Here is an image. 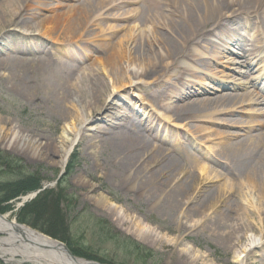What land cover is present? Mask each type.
Masks as SVG:
<instances>
[{
  "label": "bare ground",
  "instance_id": "bare-ground-1",
  "mask_svg": "<svg viewBox=\"0 0 264 264\" xmlns=\"http://www.w3.org/2000/svg\"><path fill=\"white\" fill-rule=\"evenodd\" d=\"M51 1L0 0V32L16 23H23L31 29L35 27L38 31L43 29L49 38H52V31L67 32L69 36L65 42L70 45L65 43L67 46L63 44V47L72 62L88 59L90 49L94 48L102 55L82 68L73 67V63L46 54L43 58L18 59L35 60L28 62V66H17L14 60L4 61L1 58L0 72L10 69V81L14 87L34 99L40 93H29L27 85L33 76L47 74L63 78L66 76L61 73V67L73 71L71 79L65 78L61 85L57 81H50L38 90L51 96L50 99L53 98L55 102H66L64 108L70 103L76 109L73 119L81 125L79 134L72 137L65 130L57 144L56 152L62 157V164H65L77 139L85 138L86 132L93 130V134L89 135V143L108 147L107 161L111 166L109 176L123 182L131 181L130 186L134 189L143 188L155 208L161 212L174 213L185 205L191 211H205L207 215L210 212V219L204 227L226 248L229 255L237 254L241 245L247 244L248 249L243 251V264H264V132L236 140L232 135L237 131H228L231 136L224 140L226 142L218 147L211 159V162L229 163L231 169L227 168L223 175L214 167L204 164L196 163L192 167L194 157H191L190 151L178 146L169 148L157 144L155 139L158 133L143 135L132 117H129V113L136 111L137 107L126 99V102L119 101L125 98L120 96L121 90L141 93L160 89L155 90L159 94H151V98H148L151 104L146 103L151 105L153 111L161 109L162 119L176 131L190 129L189 125L199 123L194 125L195 129H190L191 139L194 140H197V134L209 130H212V135L211 132L209 134L210 142L224 138L226 132H217L212 127L223 124L222 120L229 127L251 123L239 120L241 117L237 116L241 113L240 106L250 98L224 92L210 95V87H197L194 79H203L194 70L193 63L202 61L200 50L212 46L213 37L221 31L227 27L235 31L245 25L239 16L258 13L264 18V0H142L140 10L139 7L124 9L120 14L125 20L137 23L133 26L105 25L100 36L91 35L93 27L114 18L113 11L124 7L125 3L121 2L123 0H78L73 4L58 2L55 5ZM42 2L48 3L50 12H55L34 23L31 19L41 11L42 6L39 4ZM29 4L36 6L31 10L34 15L24 11L29 8ZM63 5L68 6L70 14L59 12ZM118 5L123 7L117 8ZM119 29L122 32L114 40V32ZM30 35H33L35 42H45L36 33ZM98 38L109 40L98 45L92 43ZM217 46L222 53L230 51L229 46L234 47V44L219 42ZM20 51L35 53L30 47ZM259 57L257 51L248 53L246 67L253 66ZM99 64L102 65L97 67ZM95 67L92 74L83 77L86 71ZM77 70L83 72L77 75ZM2 74L4 76L5 72ZM65 84L71 88H65ZM223 87L218 85L217 89ZM56 110L63 116L68 115V112L62 110L61 104L56 105ZM101 111H109L111 116L115 112L117 120L111 122L112 127L84 125L100 116ZM95 112H98L96 117ZM105 132L109 133L105 139L98 134ZM14 143L17 147L21 145L29 148L33 155H39L42 151V143L28 136L17 135L13 139ZM47 148L44 146L45 150ZM199 173L205 180L211 179L212 182L225 178L227 182L230 181L229 190H234L238 181L246 177L248 190L235 189V195L232 196L219 188L217 193L209 189V184L199 181ZM100 202L107 203L106 197H100ZM114 211L116 218L123 219L119 209ZM247 219L255 222H248ZM248 232L252 235L248 236ZM135 233L140 242L147 243L150 238H154L153 229L141 221L135 224ZM53 241L49 236L10 219L9 214L0 216V253L3 255H20L24 260L37 264H97L71 258L62 248L56 247ZM182 252V257L190 256L189 251Z\"/></svg>",
  "mask_w": 264,
  "mask_h": 264
},
{
  "label": "rangeland",
  "instance_id": "rangeland-1",
  "mask_svg": "<svg viewBox=\"0 0 264 264\" xmlns=\"http://www.w3.org/2000/svg\"><path fill=\"white\" fill-rule=\"evenodd\" d=\"M51 2L55 5L60 0ZM60 3L69 4V1ZM39 6H42L41 11L35 15L31 10L36 6L29 4V10L24 9L25 12L34 15L33 18L30 17L34 23L55 12H50L47 8L48 3L42 2ZM70 11L67 5H63L59 10L65 15L70 14ZM105 25L111 26L109 22H101L93 27L91 35H102ZM32 29L25 27L23 23H16L15 26L2 30L0 59L14 60L13 63L17 66H28V62L35 61H20L18 59H28L30 56L11 49L25 42L27 44L30 42L28 46L32 48L38 47L40 41L35 42L30 34L36 33L46 37L47 34L43 29L40 30L41 32L35 27ZM50 35L52 38H47L60 44L67 43L65 41L69 36L67 32L58 30L52 31ZM102 39L98 38L94 41L98 42ZM43 46L51 47L50 44L44 43ZM58 47L61 48L60 45ZM64 49H60V56L59 53H55L53 58L60 57L64 62L68 60V63H73ZM39 51L35 53L39 54ZM100 65L102 64L97 67ZM60 70L66 77L47 74L31 75L33 77L27 82L30 88L28 91L31 94L40 93L34 99H30L14 87L13 82L10 81V69L0 72V166L7 170V173L0 172V180H13L11 191L16 195L11 200L0 204V213L9 214L10 219H16L18 223L57 239L66 246L70 245L76 250L77 254L72 252L74 256L102 264H243L245 257L243 251L248 249L247 244L241 245L242 248L238 249L237 254L229 255L226 248L221 246L216 237L204 227L210 219V212L207 215L205 211H191L186 205L174 213L161 212L155 208V204L143 188L134 189L130 186L131 181L123 182L109 176L111 166L107 161L108 147L93 146L89 143V135L93 134V130L87 131L85 138L77 139L65 159V164H62V157L56 152L57 144L65 130L72 137L79 134L81 125L73 119L76 109L70 103H67L64 108L66 102L63 103L60 100L55 102L46 93L38 92L50 81L55 83L57 81L61 85L65 78L71 79L73 71L65 67H61ZM94 70L96 67L89 72L86 71L83 77L92 74ZM76 72L80 75L83 71ZM106 80L109 79L106 78ZM65 85V88L69 86V84ZM129 92V89L121 90L120 96H124L125 99L134 98L135 101L140 94L136 91ZM119 101L122 103L121 100ZM58 104H61L62 110L68 112L71 117L60 114L56 110ZM101 113L96 117L98 112H95L96 118L84 125L112 127L111 122L117 120L115 112L112 116L109 111H101ZM98 134L104 139L109 137L107 132ZM17 135L28 136L42 143V151L39 155H33L25 146L17 147L15 143L13 144V139ZM44 146L49 148L45 150ZM2 168L0 167V170ZM198 178L199 181L209 184V189L215 192L220 188V191L234 196L235 189H244L246 192L248 190L246 177L243 181H238L234 190H229L230 181L227 182L225 178L215 179L212 182L211 179L205 180L201 173L198 174ZM225 184L226 188H224ZM103 196L106 197L107 203L100 202V197ZM114 209L121 211L123 219L116 218ZM20 214L28 221L27 223L18 219ZM138 221L153 229L154 238H150L147 243L140 242L136 238L135 224ZM247 221L255 222L251 219ZM36 225L43 229H37L34 227ZM251 235L248 232V236ZM125 238L139 242L148 251L137 252L127 248ZM182 250L189 251L190 256L182 257ZM0 264L37 263L24 260L20 255L0 253Z\"/></svg>",
  "mask_w": 264,
  "mask_h": 264
},
{
  "label": "trees",
  "instance_id": "trees-1",
  "mask_svg": "<svg viewBox=\"0 0 264 264\" xmlns=\"http://www.w3.org/2000/svg\"><path fill=\"white\" fill-rule=\"evenodd\" d=\"M2 168V166H0ZM0 172H6L7 170H4L3 168L0 170ZM13 180H0V204H2L3 202L9 201L11 200L13 197H15V193H12L11 188L13 187ZM1 209V208H0ZM21 216V214L18 216V219L24 223H27L28 221L25 220V218ZM29 224V223H28ZM37 229H43V227H40L38 225L34 226ZM54 238H58L56 236H53ZM126 242H127V248H132L133 250L140 252L141 250L144 252H147L148 249H146L142 244H140L139 242L130 239V238H125ZM68 247L72 250V252L74 254L76 253V250L73 249L70 245H68ZM149 255L151 256V253H149ZM148 255V256H149ZM112 263V262H111ZM113 264V263H112Z\"/></svg>",
  "mask_w": 264,
  "mask_h": 264
},
{
  "label": "water",
  "instance_id": "water-1",
  "mask_svg": "<svg viewBox=\"0 0 264 264\" xmlns=\"http://www.w3.org/2000/svg\"><path fill=\"white\" fill-rule=\"evenodd\" d=\"M0 216L2 217L3 215L0 214ZM53 242L55 243L56 247L62 248L64 251H66L67 254H68L71 258H73V259H75V260L78 259V257L74 256V255L72 254V252L68 249V247H67L64 243H62V242H60V241H58V240H54ZM88 262H94V261H88ZM94 263L100 264V263H98V262H94Z\"/></svg>",
  "mask_w": 264,
  "mask_h": 264
}]
</instances>
